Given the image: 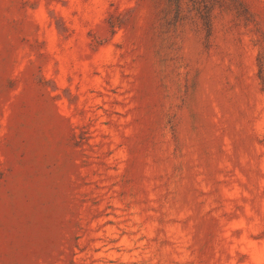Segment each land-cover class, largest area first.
Returning <instances> with one entry per match:
<instances>
[{
    "label": "rangeland",
    "instance_id": "rangeland-1",
    "mask_svg": "<svg viewBox=\"0 0 264 264\" xmlns=\"http://www.w3.org/2000/svg\"><path fill=\"white\" fill-rule=\"evenodd\" d=\"M0 264H264V0H0Z\"/></svg>",
    "mask_w": 264,
    "mask_h": 264
}]
</instances>
